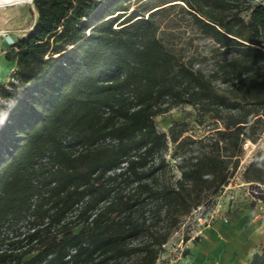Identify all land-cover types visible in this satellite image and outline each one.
<instances>
[{"label": "trees", "instance_id": "obj_1", "mask_svg": "<svg viewBox=\"0 0 264 264\" xmlns=\"http://www.w3.org/2000/svg\"><path fill=\"white\" fill-rule=\"evenodd\" d=\"M34 1L37 23L6 52L18 68L0 82V229L30 211L35 193L48 194L26 246L0 244V264H122L135 255L156 264L183 218L229 183L244 142L264 132V4L170 0L211 35L203 54L157 20L165 3L144 13L126 0ZM183 102L224 128L207 138L184 135L186 121L160 130L155 117ZM170 142L190 150L180 177L167 161ZM47 152L59 168L34 167ZM247 167L246 181H264L257 160ZM247 264H264V244Z\"/></svg>", "mask_w": 264, "mask_h": 264}, {"label": "rangeland", "instance_id": "obj_2", "mask_svg": "<svg viewBox=\"0 0 264 264\" xmlns=\"http://www.w3.org/2000/svg\"><path fill=\"white\" fill-rule=\"evenodd\" d=\"M169 1L126 0L123 7L132 5L138 7L139 11L145 13L150 8L160 5V3H165L162 6H165L164 8L166 10L157 15V20L167 28L178 27L179 31L175 36L177 42L184 43L192 39L194 47L201 50L203 54H207L208 48L214 43L211 35L201 32L194 22L192 15L179 5L183 4L181 1ZM250 1L254 4H264V0ZM175 2L181 3L169 5ZM243 15L248 19L250 11L244 12ZM30 27L6 28L5 30L11 33L15 39H18V35L24 34ZM2 36L4 37V35H1L0 38ZM2 50H5V48L0 45V54ZM212 60V58H208L202 63L205 70L212 67ZM1 70L9 72L8 67L1 66ZM12 72L9 73L7 80L13 79L10 76ZM0 102L5 103L6 100L2 99ZM155 120L158 128L167 132L174 122L186 121L187 131L184 132V135L189 134L194 138H207L211 136L215 133V127L217 125L224 128L223 124L214 122V118L209 114L203 117L198 116L193 105L188 102H183L168 112L157 115ZM175 145V143L170 142L171 149H169V153L167 154V161L173 166L176 176L180 177L181 172L178 170L177 163L182 160L184 155H189L190 150L186 148L176 150ZM197 145V143H190L189 147H197ZM253 160H257L260 165L264 166V132L256 142H253L247 148L244 147L240 165L230 179L229 188L226 190V187H223L219 192L210 196L209 199H206L201 208L197 207L193 209L190 214L183 218L181 226L171 234L169 241L163 246L156 264H200L197 258H200L201 255L203 257L201 264H215L213 250L208 247L209 244L204 240L206 237L204 233L205 227L208 226L206 220L210 218L213 208H218L219 216L210 224H214L219 219L223 220L221 218L222 216L229 218L231 212L239 209L251 211V208L257 207L258 203L264 201V181H246L243 177L245 169L248 168L247 166ZM260 208V212L264 216V208ZM79 228H76V230H79ZM36 252L34 251L28 254L26 258L33 256ZM122 264H139V256L135 255Z\"/></svg>", "mask_w": 264, "mask_h": 264}, {"label": "crops", "instance_id": "obj_3", "mask_svg": "<svg viewBox=\"0 0 264 264\" xmlns=\"http://www.w3.org/2000/svg\"><path fill=\"white\" fill-rule=\"evenodd\" d=\"M0 1L1 32L6 33V28H25L35 23L38 12L34 0ZM27 33L25 31L17 38ZM0 41V45L5 48L0 54V82H7L9 73L18 68V63L17 59L9 60L6 57V52L11 48L7 40L2 36ZM1 66L8 67L9 72L2 71ZM260 207L264 208V201L251 208V211L239 209L231 212L229 221L219 219L205 227L204 240L213 250L215 264L249 263L254 253L264 244V216ZM202 258V255L197 258L200 264Z\"/></svg>", "mask_w": 264, "mask_h": 264}, {"label": "built area", "instance_id": "obj_4", "mask_svg": "<svg viewBox=\"0 0 264 264\" xmlns=\"http://www.w3.org/2000/svg\"><path fill=\"white\" fill-rule=\"evenodd\" d=\"M3 35H4V38L8 42V45L10 47H12V45L15 43V41L17 39H15V37L9 32L4 33ZM108 140H110V139H108ZM252 143H253V141L247 139L244 142V147L247 148ZM42 164L52 165V167L54 169H57L60 167V164L51 162L50 152H47L44 155H42L38 159V161L34 165V167L38 168ZM34 183L39 184L41 186L39 179H35ZM229 183H230V181H229ZM229 183L224 186V187H226V190L230 186ZM43 194H48V192L35 193L32 196V198H31V209L23 217H21L20 219H16V218H13L12 216H9L8 219H6L4 221L5 224H3L1 229H0V244H1L2 248L10 247V241H17L18 239H24L28 231H30V230L33 231L35 229V226H34L35 224L33 223V220H35V218H36L35 209H37L36 208L37 203ZM202 206L203 205L201 204L198 207L201 208ZM218 216H219L218 208H213L211 215H210V218L206 220L207 224L209 225L212 221L217 219ZM221 218L225 221L229 220V218L226 216H222ZM25 240L26 239H24L21 244L17 245L19 247L18 249L26 246ZM15 244H17V243H15ZM75 250H76L75 248H71V253L75 252Z\"/></svg>", "mask_w": 264, "mask_h": 264}, {"label": "bare ground", "instance_id": "obj_5", "mask_svg": "<svg viewBox=\"0 0 264 264\" xmlns=\"http://www.w3.org/2000/svg\"><path fill=\"white\" fill-rule=\"evenodd\" d=\"M4 1H8V0H4ZM0 2H2V1H0ZM37 16H38V14H37ZM37 16H36V19H37ZM35 24H36V21H35V23H33V24L31 25L30 28H28V31H29V32L34 28ZM28 31H27V32H28ZM3 34H4V33L0 31V36L3 35Z\"/></svg>", "mask_w": 264, "mask_h": 264}, {"label": "water", "instance_id": "obj_6", "mask_svg": "<svg viewBox=\"0 0 264 264\" xmlns=\"http://www.w3.org/2000/svg\"><path fill=\"white\" fill-rule=\"evenodd\" d=\"M37 20H38V16H37V19H36V23H37ZM29 32V31H28ZM260 184V183H259Z\"/></svg>", "mask_w": 264, "mask_h": 264}]
</instances>
